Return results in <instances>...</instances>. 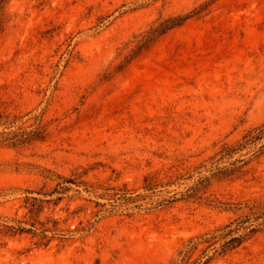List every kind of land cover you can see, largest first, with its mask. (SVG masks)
Returning <instances> with one entry per match:
<instances>
[{
  "label": "rangeland",
  "instance_id": "1",
  "mask_svg": "<svg viewBox=\"0 0 264 264\" xmlns=\"http://www.w3.org/2000/svg\"><path fill=\"white\" fill-rule=\"evenodd\" d=\"M262 122L264 0H0V264H264Z\"/></svg>",
  "mask_w": 264,
  "mask_h": 264
},
{
  "label": "trees",
  "instance_id": "2",
  "mask_svg": "<svg viewBox=\"0 0 264 264\" xmlns=\"http://www.w3.org/2000/svg\"><path fill=\"white\" fill-rule=\"evenodd\" d=\"M183 20L182 17H172L168 18L165 20V24L163 27L165 28H170L172 26H175ZM14 143V141L12 142ZM253 146L254 147V153L253 154H262L264 153V122L253 126L249 129H247L244 134L241 136L240 139L235 141L232 144H225L223 145L220 150L216 153V155H219V158L215 160V162H218L219 160L223 158H231L233 157L236 153L249 148ZM241 162V163H240ZM248 161H243V159H237L235 158L232 162H230V167L229 166H217L216 167V174H221V175H229V174H234L236 172H240L243 168L244 165H246ZM67 181H72V179H65ZM204 180V179H203ZM203 180H200L202 182ZM151 188V187H149ZM233 224V221H230L226 225L214 229L209 232H205L203 234L197 235L195 237H191L188 239V242L186 243V246L184 249L180 250L179 253L182 255L180 258V261H174V264H195V263H200V264H207L209 260L211 259L210 256L206 255L205 250L203 249V254L205 259L201 260L198 259L192 261L191 263L188 262V258L190 257V253L200 244V243H207V247L213 245L217 240L223 239V242L220 245V251L219 252H224L226 250L232 249L239 244H241L247 233H239L236 234L239 230L240 224L231 227ZM253 230V229H250ZM216 250V249H215Z\"/></svg>",
  "mask_w": 264,
  "mask_h": 264
}]
</instances>
